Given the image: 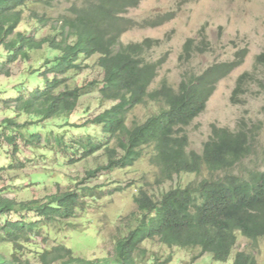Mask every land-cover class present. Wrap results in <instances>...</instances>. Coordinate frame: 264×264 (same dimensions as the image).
Listing matches in <instances>:
<instances>
[{
  "label": "trees",
  "instance_id": "16d2710c",
  "mask_svg": "<svg viewBox=\"0 0 264 264\" xmlns=\"http://www.w3.org/2000/svg\"><path fill=\"white\" fill-rule=\"evenodd\" d=\"M63 1L70 4L68 10L58 16L48 14ZM70 1L0 0V77L12 79V67L22 66L16 79L0 86V111L6 115L0 120V140L4 141L0 156L11 160L10 170L42 163L46 169L51 161L54 168H71L91 159L97 165L82 182L72 183L75 188L63 190L60 182H54L61 189L43 199L18 201L0 190V247L10 246L12 251L9 256L0 251V264H32L27 250L33 239L48 245L55 228L60 227L58 234L71 229L67 225L79 212H86L90 199L89 207L94 208L97 201L121 190L90 186L92 180L117 170L137 171L140 162L157 169L155 185L130 183L135 227L114 236L115 256L106 261L87 259L58 242L38 250L36 264H169L172 254L145 258L141 247L151 241L170 249L193 250V260L210 254L214 261L226 263L239 236L253 242L263 239L264 159L255 153L259 128L245 121L235 130L214 125L201 152L191 149L187 131L206 111L219 81L240 65L248 51L201 74L187 72L178 89L167 82L153 88L167 57L153 59L151 51L160 48V40H122L139 26L128 13L144 0ZM41 7L45 8L42 13ZM173 19V13L156 16L141 26L156 28ZM210 49L206 35L199 34V39L187 40L181 58L190 61ZM95 57L103 79L76 85ZM257 63L264 65V53ZM254 79L247 73L239 77L234 102ZM9 93L14 98L6 99ZM92 93L99 95L100 108L110 106L89 122L99 132L90 128L81 133L87 122L77 125L69 119ZM143 105H149L153 113L143 122L132 120L131 113ZM24 117H28L25 122ZM57 119L68 121L53 124ZM184 175L196 180L175 181ZM163 185L168 189L157 190ZM233 264H256V260L240 251Z\"/></svg>",
  "mask_w": 264,
  "mask_h": 264
},
{
  "label": "rangeland",
  "instance_id": "374dc122",
  "mask_svg": "<svg viewBox=\"0 0 264 264\" xmlns=\"http://www.w3.org/2000/svg\"><path fill=\"white\" fill-rule=\"evenodd\" d=\"M71 0L70 2H72ZM70 7L67 1L59 3L54 10H47L48 14L58 16ZM41 13L45 8H39ZM174 14V19L156 28H145L141 24L144 20L156 16ZM28 16V11L26 13ZM128 16L140 23L135 29L127 32L122 40L125 43L142 42L148 38L160 40V48L151 51L153 59L159 56H167L155 79L154 87L167 82L178 89L191 70L201 74L218 64L234 62L238 53L248 51L247 57L231 74L220 81L217 90L206 111L198 117L187 129L190 135L191 149L201 152L204 144L212 135L213 126L235 130L243 121L259 128L258 145L255 151L256 158L264 159V65L257 63V57L264 53V0H144L141 5L130 10ZM22 29V28H21ZM206 35L210 50L205 54H199L190 61L182 59L184 45L188 39H199ZM96 57L89 61L90 69L77 77L76 85L84 82L99 81L103 79V72L94 65ZM13 77L8 79L0 77V86L8 85L22 72L21 65L12 67ZM244 73L254 75L255 79L246 91H242L239 101H233L232 97L237 87V81ZM12 87V85H10ZM33 88V86L31 87ZM7 94V93H6ZM0 95H2L0 93ZM98 94L92 93L80 102L79 112L74 114L69 122L82 125L87 122L88 127L81 133L89 132L90 128L99 132L98 127H93L89 122L94 120L103 110L99 107ZM6 99L14 98L10 93ZM1 99V98H0ZM1 107V105H0ZM1 110V109H0ZM153 113L149 105L137 107L130 115L132 120L145 121ZM6 118L0 111V120ZM28 117L22 119L27 121ZM65 119H57L53 124H64ZM76 134H80L75 130ZM4 141L0 140V145ZM4 149V148H3ZM5 150V149H4ZM10 153L7 156H11ZM52 158V155H51ZM103 161V160H101ZM96 160H89L71 168H54L51 161L45 169L44 164L38 167H29L24 170H10L6 156H0V190L3 194L18 201L27 199H43L59 189H66L73 182H82L87 171L96 167ZM157 169L148 162H140L135 168L117 170L111 176H103L92 180L90 186L100 185L106 190L121 188L113 191L104 200L93 201L96 207H89L92 199L88 201L86 212H79L78 217L69 222L71 229H66L58 234L60 227L57 226L54 238L48 245H44L37 238L27 250L32 264H36V252L58 242L72 248L77 256L87 259H111L116 255L114 236L126 234L128 229L135 227L131 222V213L136 207L132 200L133 180L155 185ZM182 179L183 183H191L196 180L195 176L184 175L175 179ZM57 180V181H56ZM77 180V181H76ZM41 182V183H40ZM60 182L61 188L55 183ZM77 188L78 185H77ZM159 191H165L167 186L156 187ZM113 198V199H112ZM141 249H145V258L150 259L157 254L160 257H168L172 254L173 260L169 264H233L237 252L245 251L254 256L256 264H264V238L258 242L249 241L239 236L238 245L226 263L214 261L210 254H206L198 260H193L195 251L181 248H167L160 242H146ZM0 251L9 256L12 252L10 246L0 247ZM138 251L136 257L139 256ZM142 262V257L138 259ZM151 264L153 262H150ZM142 264V263H137Z\"/></svg>",
  "mask_w": 264,
  "mask_h": 264
},
{
  "label": "clouds",
  "instance_id": "9594fccd",
  "mask_svg": "<svg viewBox=\"0 0 264 264\" xmlns=\"http://www.w3.org/2000/svg\"><path fill=\"white\" fill-rule=\"evenodd\" d=\"M227 77H228V76H227ZM224 79H225V78H224ZM222 80H223V79H222ZM222 80H221V81H222ZM219 83H220V81H219ZM219 83H218V84H219ZM237 83H238V81H237ZM218 84H217V86H218ZM236 88H237V87H236ZM216 90H217V87H216ZM216 90H215V92H216ZM235 90H236V89H235ZM215 92H214V94H215ZM234 92H235V91H234ZM214 94H213V95H214ZM213 95H212V97H213ZM233 96H234V94H233ZM241 96H242V95H241ZM212 97H211V98H212ZM211 98H210V100H211ZM232 99H233V97H232ZM240 99H241V97H240ZM210 100H209V101H210ZM209 101H208L207 105L209 104ZM200 116H201V115H200Z\"/></svg>",
  "mask_w": 264,
  "mask_h": 264
}]
</instances>
